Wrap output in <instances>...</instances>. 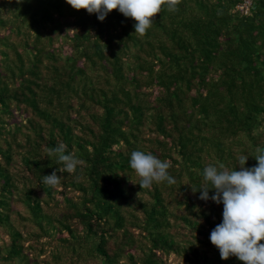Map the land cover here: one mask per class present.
I'll list each match as a JSON object with an SVG mask.
<instances>
[{
	"label": "trees",
	"instance_id": "obj_1",
	"mask_svg": "<svg viewBox=\"0 0 264 264\" xmlns=\"http://www.w3.org/2000/svg\"><path fill=\"white\" fill-rule=\"evenodd\" d=\"M248 1L179 0L140 35L116 9L0 0V264H242L211 244L223 205L198 188L264 149V0ZM134 150L176 182L141 188Z\"/></svg>",
	"mask_w": 264,
	"mask_h": 264
},
{
	"label": "clouds",
	"instance_id": "obj_2",
	"mask_svg": "<svg viewBox=\"0 0 264 264\" xmlns=\"http://www.w3.org/2000/svg\"><path fill=\"white\" fill-rule=\"evenodd\" d=\"M66 3L75 10L95 13L99 21L116 9L135 21L134 33L144 35L162 6L177 11L179 0H66ZM66 149L67 145L61 143L48 151L57 155L66 171L74 172L82 161ZM248 158L241 155L239 167L233 170L223 164L206 166L203 177L210 187L198 188L199 198L223 205L222 220L209 237L211 244L219 250L220 258L226 260L235 256L242 264H264V242H261L264 241V149H257L255 166L245 167ZM129 164L140 177L141 188H150L154 182L166 181L169 185L176 182L168 171L170 162L151 152L132 151ZM57 171L43 175V183L59 185L61 176ZM209 189L214 190L211 195Z\"/></svg>",
	"mask_w": 264,
	"mask_h": 264
},
{
	"label": "built area",
	"instance_id": "obj_3",
	"mask_svg": "<svg viewBox=\"0 0 264 264\" xmlns=\"http://www.w3.org/2000/svg\"><path fill=\"white\" fill-rule=\"evenodd\" d=\"M249 4H250V1L244 0V3L238 7L239 11L246 14L248 7H249Z\"/></svg>",
	"mask_w": 264,
	"mask_h": 264
}]
</instances>
